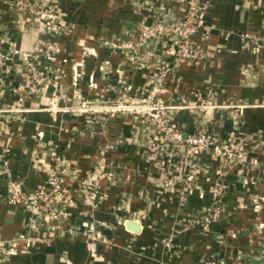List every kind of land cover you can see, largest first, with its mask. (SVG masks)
Segmentation results:
<instances>
[{"label":"crops","instance_id":"0c3cea01","mask_svg":"<svg viewBox=\"0 0 264 264\" xmlns=\"http://www.w3.org/2000/svg\"><path fill=\"white\" fill-rule=\"evenodd\" d=\"M53 1L66 28L54 38L58 50L40 61L51 80L28 95L23 52L48 35L35 18L17 12L12 0H0V31L21 50L10 72L0 68V108L15 109L0 113V264H197L208 257L223 264H264V205L249 201L252 193L264 198V46L251 44L264 34V0H202L205 25L194 42L209 57L165 55L154 66L126 62L111 41L137 40L133 30L152 21V9L181 17L185 5ZM146 47L165 48L154 41ZM160 63L170 67L161 100L176 107L179 128L193 133L202 122L220 135L236 131L248 145L242 173H221L217 155L202 153L197 185L184 205L176 189H164L166 171L146 159L132 115L77 110L85 101L143 95ZM206 103L205 109L185 107ZM53 147L74 172L68 177V214L61 221L3 200L7 172L30 191L45 184ZM101 150L118 178L99 182V204L93 206L82 201V185ZM172 177L177 181L180 172ZM220 182L226 184L223 212L205 227L194 225ZM32 219L36 224L29 227Z\"/></svg>","mask_w":264,"mask_h":264},{"label":"built area","instance_id":"2783aa9c","mask_svg":"<svg viewBox=\"0 0 264 264\" xmlns=\"http://www.w3.org/2000/svg\"><path fill=\"white\" fill-rule=\"evenodd\" d=\"M177 4L185 5V14L181 17L170 14L162 9H152V21L141 23L133 30L137 34V40H123L114 38L111 46L118 50L125 61L131 64H144L154 66L157 57L164 59L165 55L178 59L188 58L192 60L206 59L209 54L195 46V36L205 25L204 12L206 3L202 0H171ZM13 5L20 14L35 18L43 32L48 35L46 39L35 42L30 52H23L25 68L24 92L28 95L38 94L51 80L47 70L40 61L44 55L51 56L59 48L56 36L65 30V25L58 18L60 16L57 1L53 0H12ZM150 41L163 44L164 51L146 47ZM256 49L264 46V34L255 36L251 42ZM21 52L15 40L8 33L0 31V68L11 70V63ZM163 62V60H162ZM170 67L163 63L155 66V74L149 79L148 87L141 96L122 97L114 100H91L83 102L77 109L83 112L103 113L108 116L115 113L129 114L133 116L137 130L140 132L141 141L145 148V157L156 167L166 171L163 179L165 190L176 189L180 204L184 205L189 194L197 185L200 155L204 152H213L219 158V172L227 173L236 170L243 172L248 156V145L236 131L220 135L200 122L193 133H185L179 128L174 118L175 106L166 105L161 100V94L166 89V78ZM57 79L58 76L55 75ZM209 103L188 106L191 109H205ZM13 112L15 109H2L1 112ZM102 115L103 117H106ZM104 152L98 154L89 178L83 185L82 201L89 205L99 204L98 185L101 180L116 181L117 174L111 167L104 163ZM51 166L45 184L33 191L27 190L23 183L11 177V173L4 174L5 192L3 200L10 206L26 205L39 214H45L52 220L61 221L68 214L71 201V189L68 177L74 172L68 168L66 159L55 147L49 151ZM168 171V172H167ZM170 171V172H169ZM180 172L177 181L172 177ZM175 185H178L177 187ZM226 184L220 182L215 185L211 206L207 212H203L194 220V225L207 226L212 219L221 215L224 210V192ZM256 208L264 205V198L257 193L249 196ZM36 224L32 219L29 227ZM70 233L76 234L71 229ZM27 236L26 235H22ZM28 238V236H27ZM2 245L0 243V251ZM197 264H223L219 258L208 257Z\"/></svg>","mask_w":264,"mask_h":264},{"label":"water","instance_id":"95a60500","mask_svg":"<svg viewBox=\"0 0 264 264\" xmlns=\"http://www.w3.org/2000/svg\"><path fill=\"white\" fill-rule=\"evenodd\" d=\"M129 225H131L133 228H136V225L133 224V222H129Z\"/></svg>","mask_w":264,"mask_h":264}]
</instances>
